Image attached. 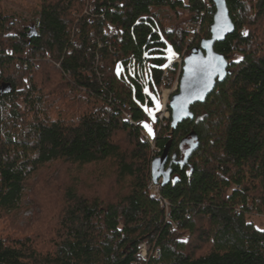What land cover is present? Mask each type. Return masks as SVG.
I'll list each match as a JSON object with an SVG mask.
<instances>
[{
  "label": "trees",
  "instance_id": "obj_1",
  "mask_svg": "<svg viewBox=\"0 0 264 264\" xmlns=\"http://www.w3.org/2000/svg\"><path fill=\"white\" fill-rule=\"evenodd\" d=\"M36 1L16 30L0 0V264H264V229L249 221L264 218V0H225L226 79L193 121L154 128L157 155L169 143L179 158L190 134L198 143L160 187L167 210L134 124L151 120L167 48L179 55L188 40L179 11L200 22L198 46L210 0ZM29 206L28 224L2 228Z\"/></svg>",
  "mask_w": 264,
  "mask_h": 264
},
{
  "label": "water",
  "instance_id": "obj_2",
  "mask_svg": "<svg viewBox=\"0 0 264 264\" xmlns=\"http://www.w3.org/2000/svg\"><path fill=\"white\" fill-rule=\"evenodd\" d=\"M214 7L212 23L210 25V37L199 42L198 46L192 47L183 61L182 73L178 90L169 98L168 108L170 111V130H174L185 121H193L194 115L191 108L197 104H203L214 92L217 84L224 82L228 74L229 62L222 54L215 51L216 44L222 43L234 32V25L230 19L225 0H210ZM215 57H222L224 65L217 71L218 61ZM190 69H195L190 71ZM221 72L223 75H221ZM210 81V82H209ZM205 84L207 87L205 88ZM202 94L203 98H200ZM188 145L182 160L172 156L167 168L169 143L162 153L152 158L150 162V179L153 185L163 188L171 178V166L184 165L198 147L197 138L194 134L181 140L179 146ZM176 180V179H175Z\"/></svg>",
  "mask_w": 264,
  "mask_h": 264
},
{
  "label": "rangeland",
  "instance_id": "obj_3",
  "mask_svg": "<svg viewBox=\"0 0 264 264\" xmlns=\"http://www.w3.org/2000/svg\"><path fill=\"white\" fill-rule=\"evenodd\" d=\"M183 1L185 3L187 2V0H183ZM37 4L38 3L36 0H2L3 8L10 15H13L12 23L14 24L16 30H20L24 24H28V25L32 24L34 17H36L35 14L38 10ZM179 13H180V16L177 19L176 23L179 24L180 28H182L185 32H187L186 31V25L188 23H191V22L186 21V18H187L186 13L182 14L181 11H179ZM200 29H201V26H200ZM199 32H200V30H199ZM187 34H188V38H187L188 40H187L185 47L182 50L181 54L176 55L172 52L171 48H169V47L167 48L166 56L168 58V61H177V56H180L183 53L185 55H188V53L190 52V49L192 47L196 46V45L191 46L193 34L188 33V32H187ZM169 49H170V51H169ZM235 58L237 59L238 56H235ZM178 67H176L175 71L178 70ZM175 79H176V72H172V73H169L168 78H166L163 82L160 81V83H161L160 89H161L162 94H168V103H169V97L176 92V91L173 92V88L175 85ZM171 91L173 93H171ZM157 105H158V100H156L155 106L153 108L149 109L152 112V115H153V112L158 109ZM152 115H150L151 120L149 122H147V124L150 125V127L152 129V134L150 135L148 130L145 127H143V129H144L143 132H144V134H146V137L148 139H152L153 131H154V128L156 126V124L153 123V116ZM161 128H163V127H161ZM140 136H141V133L139 132V138H140ZM149 147H150V151H151V158H153L154 155L156 154L157 148L155 147V149H152V147L150 145H149ZM59 171H60V168L55 169V167H54L52 169H49L47 172H45L43 175H41V179L35 180V178H34L33 180H31L30 184L31 185L33 184V186H36L37 182H38V183H43V184L47 185V183L51 181L50 178H55L57 176V174L59 173ZM29 207H30V209H29ZM29 207H26V209H20V211L12 214L11 217H8V221L4 222L2 228H7V226L10 227V223H11L12 227H17V228L24 227L26 224H28V222H30L32 220V218L34 216V212L37 210L35 207H32V206H29ZM249 221L252 222L258 229H264V218L253 216V217L249 218Z\"/></svg>",
  "mask_w": 264,
  "mask_h": 264
},
{
  "label": "built area",
  "instance_id": "obj_4",
  "mask_svg": "<svg viewBox=\"0 0 264 264\" xmlns=\"http://www.w3.org/2000/svg\"><path fill=\"white\" fill-rule=\"evenodd\" d=\"M200 22L197 23H188L186 25V31L188 33L191 34H198L199 30H200ZM187 55H185L184 53L180 56H177V61H168L167 64L164 66L161 77H160V81L163 82L166 78H168L169 73L172 72H176V79H175V85L173 88V92H177L178 90V86H179V81H180V77H181V73H182V66H183V61L186 58ZM179 67H178V66ZM176 67H178V70L175 71ZM171 91V93H173ZM175 92V93H176ZM170 93V94H171ZM174 93V94H175ZM173 95V94H172ZM170 96V95H169ZM170 98V97H169ZM153 123L156 124V128L159 130L161 127H165L168 125V122L170 120V111L168 108V94H162L161 89H160V95L158 98V109L156 111L153 112ZM126 120L130 121V116L128 114L124 115ZM144 124L142 122H136L134 125L136 127H140V139L141 141H145L146 140V134H144ZM148 144L152 147V149H155V145H154V141L152 139H150L148 141ZM153 144V145H152ZM159 153V150H156V154L155 156H158L157 154ZM153 157V158H154ZM149 191L151 196L155 197V199L159 202L160 206L165 208V210H167V203L165 202V200H163L160 197V185H153L152 182H150L149 184ZM148 251H147V246L145 244H141L138 247V256L141 258L142 261L147 260L148 258ZM150 255H153L154 257L158 256V249H154L150 251Z\"/></svg>",
  "mask_w": 264,
  "mask_h": 264
},
{
  "label": "snow or ice",
  "instance_id": "obj_5",
  "mask_svg": "<svg viewBox=\"0 0 264 264\" xmlns=\"http://www.w3.org/2000/svg\"><path fill=\"white\" fill-rule=\"evenodd\" d=\"M138 23H139V21H138ZM244 35H247V32H245ZM169 51H170V49H169ZM215 59L218 61V66H217V69L216 70L219 71L220 69H222V67L224 65V60H223L222 57H215ZM237 62H239V61H237ZM194 70L195 69H190V71H194ZM117 74L119 75V66H118V73ZM221 75H223L222 72H221ZM206 87H207V84H205V88ZM145 91L147 92V89H145ZM200 98H203L202 97V94H201V97ZM157 107H158V105H157ZM145 111L148 112L149 115H152V112L147 107L145 108ZM144 127L148 130L149 134L151 135L152 134V129H151L150 125H148L147 123H145L144 124Z\"/></svg>",
  "mask_w": 264,
  "mask_h": 264
},
{
  "label": "flooded vegetation",
  "instance_id": "obj_6",
  "mask_svg": "<svg viewBox=\"0 0 264 264\" xmlns=\"http://www.w3.org/2000/svg\"><path fill=\"white\" fill-rule=\"evenodd\" d=\"M189 148V146L188 145H182V146H180V148H179V152H180V156H179V158L176 156V154H168V161H167V164H166V167L165 168H167L168 167V165H169V163H170V161H171V158H172V156L173 155H175L176 157H175V159L176 160H178V159H180V160H182L183 158H184V152L187 150ZM174 164H172V166H173ZM171 166V167H172ZM171 178H173V175L171 174Z\"/></svg>",
  "mask_w": 264,
  "mask_h": 264
}]
</instances>
